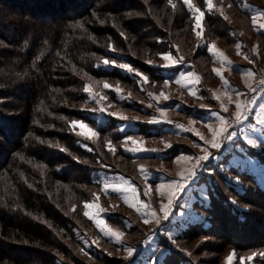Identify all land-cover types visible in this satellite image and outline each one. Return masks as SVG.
<instances>
[{
	"label": "trees",
	"instance_id": "obj_1",
	"mask_svg": "<svg viewBox=\"0 0 264 264\" xmlns=\"http://www.w3.org/2000/svg\"><path fill=\"white\" fill-rule=\"evenodd\" d=\"M192 1L204 13L206 39L234 41L220 14L205 0ZM224 1L247 18L243 2L264 11V0ZM193 18L183 0H0V264H90L79 254L88 252L80 236L96 234L84 207L101 190L94 172L123 171L106 161L103 139L85 141L74 130L73 120H89L79 108L84 88L89 79L110 76L101 62L116 51L158 80L144 58L179 55L193 45ZM195 49L210 62L206 44ZM106 127L98 131L104 134ZM225 172L239 179L240 189ZM225 172L207 193V206L197 204L209 225L192 220L186 236L219 237L221 246L255 251L264 264V185L249 172ZM226 223L235 235L229 244Z\"/></svg>",
	"mask_w": 264,
	"mask_h": 264
},
{
	"label": "rangeland",
	"instance_id": "obj_2",
	"mask_svg": "<svg viewBox=\"0 0 264 264\" xmlns=\"http://www.w3.org/2000/svg\"><path fill=\"white\" fill-rule=\"evenodd\" d=\"M211 3V10L221 15L233 42L227 43L214 35L206 39L202 18V34L198 36L196 33L201 29L195 28L193 45L179 55L166 51L157 58H144L161 76L158 80L134 67L125 54L116 51L112 58L101 62V66L111 72L110 76L89 79L84 88L86 99L79 108L89 120H73L76 122H72L74 130L85 141L103 139L110 155L106 161L123 171L114 172L105 167L94 172L102 195L99 191L84 207L93 205L85 207V212L89 213L87 217L96 228V234L85 231L80 236L88 252L79 254L80 259L90 264H106L101 261L104 257H109L112 264H192V261L194 264H229L228 257L233 253L231 264H258L255 251H238L225 244L222 247L219 237L186 236L192 220L209 225L197 204L207 206V193L223 172L230 168L246 171L264 185V162L261 161L264 157V11L243 2L241 9L248 13L247 18L234 12L224 0H211ZM205 4L209 9L207 0ZM186 6L193 13L195 24V17L200 13L195 11L192 0L191 7ZM233 28L236 29L234 37ZM258 31L263 36H259ZM204 44L211 55L208 63L194 54L195 46ZM211 46L214 49H208ZM167 55L172 59H165ZM173 60L176 63L173 64ZM191 60L198 65V71ZM117 74L127 76L130 81L118 80ZM197 77L198 83L189 82ZM105 84L109 87L105 88ZM86 87L91 91H86ZM237 102L241 103L245 114L241 123H236ZM221 118L227 121L232 139H226V133L219 138L220 148H213L206 141L213 140V132L221 127ZM81 124L86 127H80ZM104 125L107 131L101 134L98 128ZM82 147L89 150L87 144ZM136 148L142 150H131ZM205 150L210 154L209 159L200 162L196 176L182 180L181 174L187 177L188 169ZM122 151L131 159L123 157ZM189 157L191 159H187ZM224 174L240 189L237 177L229 172ZM172 181L185 183L186 189L174 200L168 219H164L161 209L174 191L167 187ZM161 185L166 187L161 188ZM114 186L121 191H113ZM256 213L259 215L261 210ZM112 215L114 221L107 219ZM98 219L103 220L104 225H98ZM226 225L229 244L235 235L231 225ZM102 227L122 233L121 240L117 242L105 235ZM128 248L135 250L131 257Z\"/></svg>",
	"mask_w": 264,
	"mask_h": 264
},
{
	"label": "snow or ice",
	"instance_id": "obj_3",
	"mask_svg": "<svg viewBox=\"0 0 264 264\" xmlns=\"http://www.w3.org/2000/svg\"><path fill=\"white\" fill-rule=\"evenodd\" d=\"M169 3L171 4L172 3V0H169ZM184 3L186 5H188L189 7H191V0H184ZM173 8H175V5L173 4L172 5ZM207 7L209 8V10H211L212 8V3H211V0H207ZM196 12H199L200 14L198 16L195 17V27H194V30L195 28H200L201 29V32H197L196 34L198 36H200L202 34V25H201V20L203 18V15L204 13L200 11L199 8L195 9ZM221 14H223L221 12ZM225 19H227V17H225ZM78 27H82L83 25H77ZM237 47H239V45H237ZM214 49V46H211L210 47V50ZM220 56H223V53H220L219 54ZM165 59L167 60H171V56L170 55H167L164 57ZM225 60L227 59L226 57L224 58ZM105 63H108V61H105ZM172 63H176V61H172ZM120 67H123V68H128L129 66L128 65H120ZM217 75H220L219 72H217ZM249 75H251V73H249ZM146 79V78H145ZM180 81H177V83H179ZM190 83L192 82H196L198 83L199 82V78L197 77L195 81H189ZM105 88L109 87V85L105 84L104 85ZM86 91H91L90 87H86L85 89ZM193 95L195 94L194 92L192 93ZM151 95V94H150ZM163 95V94H162ZM165 99H167L168 97L165 96L164 97ZM217 99H219V97H217ZM236 108H237V112H236V123H241L242 122V118L244 117V112L242 110V105L241 103L237 102L236 103ZM225 111H227V109L225 108L224 109ZM121 119H126V117H123L121 116L120 117ZM154 122V121H153ZM74 124L76 122H73ZM221 127L214 131L213 132V140L212 141H206L208 143H211V146L213 148H220V143H219V138L221 136H224L226 133H227V136L225 137L226 139H232V135L233 133H230L229 132V128L227 125V121H225L223 118H221ZM80 127H86L85 125L81 124ZM91 131V130H89ZM92 135H96L95 132H92ZM129 140H131V138L129 137ZM111 142H109V145H110ZM133 143H136V141H133ZM170 146V145H168ZM128 150V149H126ZM132 151H140L142 149H139V148H136V149H131ZM154 151V150H153ZM209 153L207 152V150H205V154L203 156H200L199 158L196 159V162L195 164L192 165V168L188 169V172H187V177H185L183 175V173L181 174V177H182V180H190L192 179L193 177L196 176V168L200 165V162L201 161H206L209 159ZM187 159H191V157L187 158ZM108 185H105V188L107 189ZM161 188H165L166 186L165 185H161L160 186ZM167 187H171L174 189V191H172L169 196H168V200H167V204L164 205V207L161 209L163 212H164V219H168V216H169V211L173 205V202L175 199H178L182 193H184L185 189H186V184L185 183H182V182H178V181H172L170 185H168ZM113 191H116V192H120L121 191V188L120 187H117V186H114L112 188ZM85 207H88V208H91L93 207V205L91 204H86ZM85 215L88 216L89 213L88 212H85ZM153 217H155V213H152ZM144 223H149L148 220H144L143 221ZM96 223L98 225H104V221L103 220H97ZM156 223L159 224L160 223V220L157 219L156 220ZM102 231H104V234L105 235H109L111 237H113L117 242H119L121 240V236L123 235L122 233H118V232H113L111 229H107L105 230L103 227H102ZM135 250L133 248H128L127 249V252H128V256L131 257L133 252ZM235 254H231L229 257H228V261H229V264H231V260L233 259V256ZM248 259H252V257H249Z\"/></svg>",
	"mask_w": 264,
	"mask_h": 264
},
{
	"label": "crops",
	"instance_id": "obj_4",
	"mask_svg": "<svg viewBox=\"0 0 264 264\" xmlns=\"http://www.w3.org/2000/svg\"><path fill=\"white\" fill-rule=\"evenodd\" d=\"M208 49H210V48H208Z\"/></svg>",
	"mask_w": 264,
	"mask_h": 264
}]
</instances>
